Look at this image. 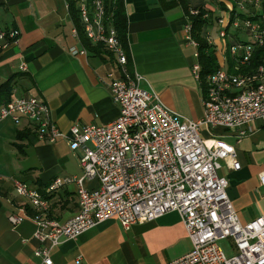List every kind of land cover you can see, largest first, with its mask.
Segmentation results:
<instances>
[{
	"label": "built area",
	"instance_id": "2783aa9c",
	"mask_svg": "<svg viewBox=\"0 0 264 264\" xmlns=\"http://www.w3.org/2000/svg\"><path fill=\"white\" fill-rule=\"evenodd\" d=\"M81 23L93 44H102L116 56L121 75L110 73L111 93L119 116L104 125H73L61 130L51 108L36 96L16 97L0 106V124L27 118L35 124L39 140L66 139L73 151H80L81 176H59L46 188V194L26 182L14 180L19 196L29 200L33 213H11L17 224L28 218L36 225L34 237L42 244L35 253L42 264H53L51 250L66 240H76L101 222L116 218L129 229L169 213L178 212L190 238L191 250L164 264H264V214L242 222L228 195L229 179L221 174L224 162L239 170L241 164L234 146L216 141L209 144L204 129L216 126L238 129L239 140L254 130L252 123L264 122V65L251 73L227 69L228 42L235 34L248 36L246 44L229 47L239 65H248L254 48L264 46V0H206L218 17V33L226 51L217 46L220 67L206 79L204 115L193 120L170 109L154 89L146 88L144 75L129 67L128 52L116 28L107 24L103 0H76ZM69 6V5H68ZM198 9L191 14H199ZM210 13H206L208 17ZM254 17H258L254 19ZM192 23L187 19L186 38L194 46ZM17 28L0 29V50L19 42ZM73 35L78 40L77 27ZM73 55L88 54L87 48H70ZM198 56V52H197ZM22 70H27L26 63ZM202 67L193 65L196 79L202 82ZM264 185V171L259 175ZM96 181L95 187L87 182ZM76 185L79 209L67 220L50 216L48 194ZM231 238L236 254L227 256L219 241ZM78 261L77 263H79Z\"/></svg>",
	"mask_w": 264,
	"mask_h": 264
},
{
	"label": "crops",
	"instance_id": "0c3cea01",
	"mask_svg": "<svg viewBox=\"0 0 264 264\" xmlns=\"http://www.w3.org/2000/svg\"><path fill=\"white\" fill-rule=\"evenodd\" d=\"M169 0H125L128 16V58L131 70L144 75L146 88L159 93L173 111L199 120L204 115L202 82L193 72L197 47L186 38L187 17ZM67 0H0V29L17 28L19 42L0 50V84L10 80L11 98L36 96L48 103L58 127L67 132L78 124L104 125L116 120L119 107L111 93L113 73L120 77L116 56L110 52L73 55L82 48L73 35ZM26 63L27 70H22ZM0 93V106L6 102ZM251 134L239 140L238 129L216 126L204 129L209 144L234 146L241 164L234 170L224 162L221 174L229 179L228 195L242 222L264 214V122L252 123ZM80 151L66 139H38L35 124L27 118L0 124V264H42L35 251L46 244L35 239V223L17 224L11 213L32 214L28 199L19 196L14 180L26 182L46 194L59 176H81ZM96 181L87 182L95 187ZM51 217L71 218L79 209L76 185L49 193ZM192 248L178 212L125 229L116 218L107 219L51 250L53 264H164ZM80 261L79 263H77Z\"/></svg>",
	"mask_w": 264,
	"mask_h": 264
},
{
	"label": "trees",
	"instance_id": "16d2710c",
	"mask_svg": "<svg viewBox=\"0 0 264 264\" xmlns=\"http://www.w3.org/2000/svg\"><path fill=\"white\" fill-rule=\"evenodd\" d=\"M104 1V9H105V20L107 24L113 25L118 31L119 36L122 39L124 47L128 52V43H127V32H128V16L125 6V0H103ZM69 5V12L73 21V24L77 27L79 33V39L81 44L87 48L88 51L93 52L95 54H101L103 52H107L105 47L102 44H93L90 39L87 37L84 26L81 23L80 12L77 6L76 0H67ZM168 7L180 6L187 19H189L192 23V31L191 36L197 42V50H198V62L201 64L202 71V89L204 94L206 92V77L216 71L220 65L218 62V49L217 46L213 43L209 42L208 36L210 30L218 26L217 19L218 17L214 14V12L207 7L206 0H169L166 1ZM194 9H198L200 12L197 15L191 14V11ZM210 13L208 17H205L206 13ZM258 17H254L257 19ZM219 30V29H218ZM234 40L228 42V47L226 51V59H227V69L230 72L235 73H251L256 71L261 65H264V46H258L254 48L253 57L251 59L250 64L248 65H239V70L235 69L236 61L234 57L231 55L229 47L236 43L246 44L248 42L247 38L240 36L239 34L234 35ZM131 68V65H129ZM10 80L0 84V93L5 94L6 102L11 100V84ZM5 102V103H6Z\"/></svg>",
	"mask_w": 264,
	"mask_h": 264
},
{
	"label": "rangeland",
	"instance_id": "374dc122",
	"mask_svg": "<svg viewBox=\"0 0 264 264\" xmlns=\"http://www.w3.org/2000/svg\"><path fill=\"white\" fill-rule=\"evenodd\" d=\"M218 29H219L218 26L215 25V27L210 30L211 33L210 35L216 40V43L220 45L218 46V49L220 50L221 53H223L226 51V46H223L222 39L219 37ZM240 36H243L244 38H248V36L245 34H240ZM218 243L227 256L230 257L236 254L237 250L231 238L220 240Z\"/></svg>",
	"mask_w": 264,
	"mask_h": 264
}]
</instances>
